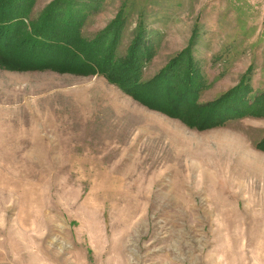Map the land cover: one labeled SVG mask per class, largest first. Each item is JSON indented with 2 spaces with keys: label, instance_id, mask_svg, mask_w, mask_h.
Segmentation results:
<instances>
[{
  "label": "rangeland",
  "instance_id": "374dc122",
  "mask_svg": "<svg viewBox=\"0 0 264 264\" xmlns=\"http://www.w3.org/2000/svg\"><path fill=\"white\" fill-rule=\"evenodd\" d=\"M123 2L143 81L195 32L200 101L249 67L264 91V0H100L85 34ZM263 139L264 117L200 130L98 73L0 63V264H264Z\"/></svg>",
  "mask_w": 264,
  "mask_h": 264
},
{
  "label": "trees",
  "instance_id": "16d2710c",
  "mask_svg": "<svg viewBox=\"0 0 264 264\" xmlns=\"http://www.w3.org/2000/svg\"><path fill=\"white\" fill-rule=\"evenodd\" d=\"M100 0H50L34 15L37 0H0V63L18 69L50 67L77 74L98 73L145 105L180 118L200 130L244 116L264 117V91L251 84V67L217 97L200 101L206 81L188 46L168 59L150 79L143 67L155 55L141 18L124 51L125 2L115 17L93 34H85L87 16ZM264 148V139L259 142Z\"/></svg>",
  "mask_w": 264,
  "mask_h": 264
}]
</instances>
